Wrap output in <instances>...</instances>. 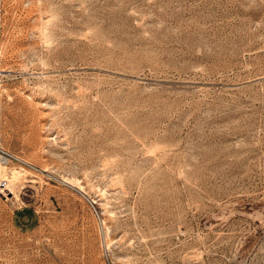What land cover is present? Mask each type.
Here are the masks:
<instances>
[{"label": "rangeland", "instance_id": "374dc122", "mask_svg": "<svg viewBox=\"0 0 264 264\" xmlns=\"http://www.w3.org/2000/svg\"><path fill=\"white\" fill-rule=\"evenodd\" d=\"M0 70V264H261L264 0H0Z\"/></svg>", "mask_w": 264, "mask_h": 264}, {"label": "bare ground", "instance_id": "6f19581e", "mask_svg": "<svg viewBox=\"0 0 264 264\" xmlns=\"http://www.w3.org/2000/svg\"><path fill=\"white\" fill-rule=\"evenodd\" d=\"M86 60H84L83 62L85 63ZM88 61V60H87ZM88 63V62H87ZM2 71V70H0ZM1 73V72H0ZM3 73V72H2ZM104 79L105 81L112 83V84H119L121 82H123L124 80V75L121 71L119 70H111L108 71V73L106 74V77L104 75ZM108 83V84H109ZM1 84V82H0ZM111 84V85H112ZM17 159L20 160L22 162H25L27 164H30L29 162H26L25 160L20 159L19 157L12 155L8 152H6L0 145V180L2 179V174H4L3 172H5V169H8V165L9 162L11 161V159ZM33 165V164H32ZM42 170V169H40ZM21 170H18L16 172H13V174H11L10 177H7L6 179L9 181V195L15 193L14 189L15 187L19 184L21 177H22V173L20 172ZM45 171V170H43ZM26 172V171H25ZM6 175V174H5ZM6 177V176H5ZM24 177V176H23ZM68 179V178H67ZM67 179L63 180L65 183H69L70 185L74 186V181L73 182H69ZM76 183V182H75ZM77 186V185H76ZM81 187V186H80ZM83 188V187H82ZM78 189H79V184H78ZM81 189V188H80ZM83 191V190H82ZM88 193V192H87ZM7 195V192L5 193ZM86 194V193H85ZM88 195V194H87ZM1 197V196H0ZM15 197L17 199H19V195L15 194ZM2 198V197H1ZM95 202V201H94ZM0 244L6 245L7 247H14L16 246V242L15 240H7L5 238L0 237Z\"/></svg>", "mask_w": 264, "mask_h": 264}, {"label": "built area", "instance_id": "2783aa9c", "mask_svg": "<svg viewBox=\"0 0 264 264\" xmlns=\"http://www.w3.org/2000/svg\"><path fill=\"white\" fill-rule=\"evenodd\" d=\"M1 82V79H0ZM6 192H10L9 191V181L6 178H3L0 180V196H5ZM261 264H264V255L262 257L261 260Z\"/></svg>", "mask_w": 264, "mask_h": 264}]
</instances>
